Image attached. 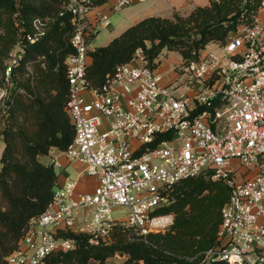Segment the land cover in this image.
Masks as SVG:
<instances>
[{
  "label": "built area",
  "instance_id": "1",
  "mask_svg": "<svg viewBox=\"0 0 264 264\" xmlns=\"http://www.w3.org/2000/svg\"><path fill=\"white\" fill-rule=\"evenodd\" d=\"M95 1L64 0L59 15L71 16L65 109L75 127L62 154L83 164L97 185L79 193L77 181L67 177L7 264H51V256L77 248V239L66 234H85L98 246L109 244L116 227L130 241L170 229L173 214L157 212L175 201V185L199 176L223 181L230 193L221 209L218 245L201 253L197 264H264V0L224 42H211L220 49H208L209 43L171 80L164 82L139 48L97 88L87 77L91 41L111 19L96 11ZM144 1L113 0L111 9ZM47 24L35 19L26 40L38 42ZM21 53L20 47L5 70L6 85ZM50 159L62 166L57 156ZM233 160L240 163L236 170ZM118 207L126 208L125 218H113Z\"/></svg>",
  "mask_w": 264,
  "mask_h": 264
},
{
  "label": "trees",
  "instance_id": "2",
  "mask_svg": "<svg viewBox=\"0 0 264 264\" xmlns=\"http://www.w3.org/2000/svg\"><path fill=\"white\" fill-rule=\"evenodd\" d=\"M108 0H96L102 5ZM64 0H0V88L6 85L5 59L22 48L19 65L13 67L11 84L0 103V264L18 249L34 219L45 212L58 185V169L45 163L53 151L63 152L72 143L75 127L66 111L69 86L66 59L73 53L67 44L71 16L59 15ZM262 0H211L189 15L147 17L129 27L105 46L90 51L87 77L91 86L103 85L119 65L128 63L142 48L149 66L164 51L178 52L185 62L199 59L211 42H224L230 31L250 18ZM48 20V30L36 43L26 40L33 22ZM2 29V32H1ZM30 67L31 71L28 70ZM223 182L203 176L186 179L173 188L175 201L158 214H174L172 228L130 241L116 227L110 244L91 245L85 234L75 250L49 258L51 264H99L117 255L126 264H197L204 251L218 245L221 209L229 198Z\"/></svg>",
  "mask_w": 264,
  "mask_h": 264
},
{
  "label": "crops",
  "instance_id": "3",
  "mask_svg": "<svg viewBox=\"0 0 264 264\" xmlns=\"http://www.w3.org/2000/svg\"><path fill=\"white\" fill-rule=\"evenodd\" d=\"M211 0H145L141 3H135L131 6H128L120 11H114L111 9V5L113 4V0H108L104 4L97 7L96 11L105 12L110 16V19H113L112 14L125 11V16L130 19V23H128L125 27H123L118 35H115V38L121 35L125 30L129 27L137 24L141 20L147 17H164V18H173L175 13H178L182 16L189 15L194 9L198 7H206L210 5ZM95 16V12L91 14L93 18ZM112 16V17H111ZM125 16H123L125 18ZM128 19H121L118 21V25H122L124 22H127ZM112 22V21H111ZM112 24L110 25V27ZM109 28V27H108ZM106 29V28H105ZM101 33V30L93 36L91 41L92 49H96L100 47V45H93V41H95L98 35ZM114 38L108 41L105 45L111 42ZM104 45V46H105ZM91 62V59H90ZM51 156H57L59 158L62 166L58 169L59 177H58V185L57 188L60 187L67 177L72 178L77 181V192L79 193H87L93 191L95 186L97 185V179L94 177L87 176L85 173V166L83 164L77 162H70L69 159L59 153L57 151L51 152Z\"/></svg>",
  "mask_w": 264,
  "mask_h": 264
},
{
  "label": "rangeland",
  "instance_id": "4",
  "mask_svg": "<svg viewBox=\"0 0 264 264\" xmlns=\"http://www.w3.org/2000/svg\"><path fill=\"white\" fill-rule=\"evenodd\" d=\"M125 14H126V10L112 14V16H113V19L111 18L112 26L109 28H106V29L100 28L101 33L98 35L97 39L95 41H93V45L104 46L112 38H115V35H118L117 33H120V31H122L123 27H125L128 23H130V19H128V16H130V15H128L126 17ZM123 16H125V18ZM121 19H128V21L124 22L122 25H118L117 22L120 21ZM1 32H2V29H1ZM210 48L211 49H220V45L217 43H211L209 45L208 49H210ZM18 52H20V47L16 46L11 51V54L9 55L10 57L5 59V61H4L5 64L8 65L9 62L11 61V59L13 58V56L16 55ZM155 62L158 64V67L155 69L156 74L161 75L164 82L171 80L173 78V76L175 75V70H178V69L180 70L181 66L185 63L183 60V57L181 56L180 53L170 52L167 50H164L160 54V56L156 59ZM0 75H1V72H0ZM8 87H7V85H3L0 88V94L3 91L7 90ZM0 103H1V100H0ZM4 146H5L4 143L0 142V155H1V152L4 148ZM59 153H62V152H59ZM50 156H51V154L47 157H44L43 161L45 163H50L51 162ZM232 165H233L234 169L236 170L239 168L240 163L237 160H233ZM204 178L213 182V183H217L220 181V180H216V179L208 178V177H204ZM126 216H127V212H126L125 207H118V208L114 209V211H113V218L114 219L125 218ZM173 217H174V219H173V224H174V220H175L174 214H173ZM173 224L171 225V228H172ZM170 229L162 231L161 233L168 232ZM155 233H158V232H155ZM107 240L109 241V244H110L112 242V235L110 237H107ZM112 258L122 259V260L126 261V257L120 256V255H117V256L112 257ZM112 258H110V259H112Z\"/></svg>",
  "mask_w": 264,
  "mask_h": 264
}]
</instances>
